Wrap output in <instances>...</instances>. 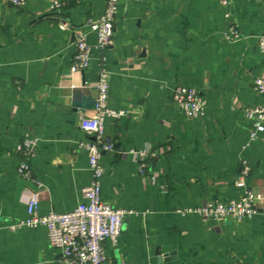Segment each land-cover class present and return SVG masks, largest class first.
I'll use <instances>...</instances> for the list:
<instances>
[{
	"label": "crops",
	"instance_id": "0c3cea01",
	"mask_svg": "<svg viewBox=\"0 0 264 264\" xmlns=\"http://www.w3.org/2000/svg\"><path fill=\"white\" fill-rule=\"evenodd\" d=\"M30 0L16 8L0 0V225L39 213H66L82 202L92 179V139L80 129L94 115L100 63L110 73L107 118L115 144L104 152L102 199L124 210L122 232L105 250L115 264H264V134L249 138L243 109L264 103L254 80L264 77L259 36L264 0H119L113 42L93 52L90 68L66 76L76 30L105 11V0ZM67 24L71 29H63ZM239 37L230 38L231 29ZM90 45L97 43L89 34ZM207 99L205 117L189 119L174 104L179 87ZM39 139L32 178L19 177L17 151ZM147 153V176L131 152ZM123 154H127L123 156ZM247 188L259 199L242 222L204 220L179 211L206 202L239 200ZM42 183L39 188L36 181ZM44 227L1 231L0 264H58Z\"/></svg>",
	"mask_w": 264,
	"mask_h": 264
},
{
	"label": "built area",
	"instance_id": "2783aa9c",
	"mask_svg": "<svg viewBox=\"0 0 264 264\" xmlns=\"http://www.w3.org/2000/svg\"><path fill=\"white\" fill-rule=\"evenodd\" d=\"M9 5L22 8L30 0H5ZM225 4L226 0H222ZM105 11L97 19H90L84 28L76 31V53L70 67V73L66 80L70 87L75 89L78 85L74 77L90 68L93 60V52L99 50L103 53L113 42L116 31V20L119 8V0H105ZM62 4L59 0H53L51 9L57 10ZM63 29L71 27L64 24ZM89 34H94L97 39L95 46L88 41ZM239 37L236 29H231L230 38ZM259 48L263 56L264 72V29L259 36ZM107 61L103 57L100 63L99 80L97 83V98L92 117H83L80 120V129L92 139L81 145L89 157V169L92 179L88 186L82 190V202L72 211L66 213L51 212L47 215L39 213V198L35 194L27 200L28 217L1 227L9 232H17L20 229H34L44 227L48 232V242L51 248L60 252L58 264H115L105 250V243L110 240L116 242L122 232V226L126 212L117 209L102 199V179L104 169L101 163L104 152H114L115 144L107 137V118H119L122 113L111 109L108 105L110 97V73L107 70ZM255 89L264 96V77L254 80ZM173 102L191 120H199L205 117L207 111V99L196 88L179 87L174 92ZM244 115L251 122L249 138L255 142L264 134V103L254 106H246ZM39 139L34 138L26 146L19 145L17 151L25 158L17 169L19 177L32 178L33 167L30 158L36 153ZM127 154H123L126 156ZM131 155L139 163V174L147 176L145 160L147 153L144 151L131 152ZM249 169L246 168L237 186L245 188V194L239 200L229 202H206L202 206L187 208L179 211L182 215L197 214L204 220L223 221L232 220L242 222L251 219L255 213V202L259 199L252 190L247 188L246 177ZM38 187L42 183L37 180Z\"/></svg>",
	"mask_w": 264,
	"mask_h": 264
}]
</instances>
